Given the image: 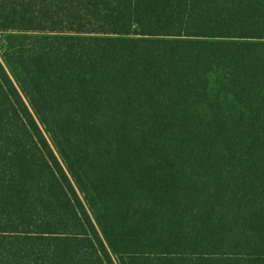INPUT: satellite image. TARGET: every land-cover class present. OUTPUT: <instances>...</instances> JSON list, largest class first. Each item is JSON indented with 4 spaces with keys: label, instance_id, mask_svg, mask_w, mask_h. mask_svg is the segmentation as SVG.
<instances>
[{
    "label": "trees",
    "instance_id": "16d2710c",
    "mask_svg": "<svg viewBox=\"0 0 264 264\" xmlns=\"http://www.w3.org/2000/svg\"><path fill=\"white\" fill-rule=\"evenodd\" d=\"M0 264H264V0H0Z\"/></svg>",
    "mask_w": 264,
    "mask_h": 264
}]
</instances>
